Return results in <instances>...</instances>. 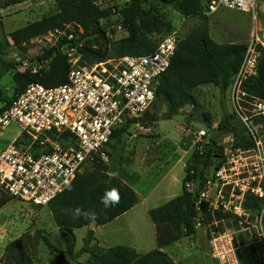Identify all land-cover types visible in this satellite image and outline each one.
<instances>
[{"label":"built area","instance_id":"obj_1","mask_svg":"<svg viewBox=\"0 0 264 264\" xmlns=\"http://www.w3.org/2000/svg\"><path fill=\"white\" fill-rule=\"evenodd\" d=\"M264 0H211L203 13L220 10L254 15ZM56 30L30 42L43 49L56 48L73 35ZM121 32L122 24L117 27ZM183 40L174 28L151 55L110 58L82 67L81 55L63 46L70 72L64 85L46 88L31 84L8 109L0 113V129L17 125L21 136L0 153V195L35 207L48 206L86 166L109 162L108 145L114 132L134 124L152 107L159 79L167 72ZM264 29L255 26L241 67L228 91L231 109L242 124L250 146H237L228 138L219 144L223 155L205 171L199 183H187L196 191L195 228L206 232L213 264H241L240 235L251 236L264 246V99L245 91L258 75ZM79 59H74L76 57ZM44 62L22 61L17 72L40 73ZM202 144L206 133L198 130ZM194 145L191 149L197 148ZM253 200L262 203L256 213Z\"/></svg>","mask_w":264,"mask_h":264},{"label":"trees","instance_id":"obj_2","mask_svg":"<svg viewBox=\"0 0 264 264\" xmlns=\"http://www.w3.org/2000/svg\"><path fill=\"white\" fill-rule=\"evenodd\" d=\"M57 6V12L30 23L9 35V38L0 37V61L6 51L12 48L25 50V45L31 40L44 36L56 30H65L72 26L77 32L68 30L73 39L66 38L58 47L43 49L42 53L31 61H49L48 68L37 74L28 72H17L14 63L6 64V71L15 70L13 77L16 85V93L13 98L2 99L0 97V113L8 109L12 101L23 93L31 84H41L46 88H54L68 82L70 64L68 57L61 51L63 46L73 47L82 57V67H91L96 63L106 61L110 58H121L125 56H146L155 52L158 43L172 32L174 27L160 16L143 11L141 1L131 0L130 5L121 10L124 18V27L128 36L117 42H111L107 31L102 28L101 21L114 15L113 8H101L98 0H53ZM211 0H181L179 10L184 17L190 18L203 15ZM20 3L18 0L7 2L6 6ZM159 35L157 40L150 36ZM247 44L227 43L220 44L212 39L206 25L193 28L179 44L171 65L167 72L159 79L156 88L154 104H160L166 108L165 115L184 114L185 118L190 113L183 112V107L190 104L196 108L199 103L195 91L206 85H214L220 91L221 100L224 102L233 78L239 71L243 62ZM245 91L249 94L264 99V49L258 64V75L245 84ZM237 120L241 132L234 138L237 146H250V141L242 124L235 113H225L218 128L213 129L208 123L211 118L206 116L203 123L210 128L211 134L216 133L211 140L205 144H198L189 160L185 177L182 184V194L160 208L151 210L149 216L156 226L159 249L146 254H138L134 249L126 246H116L108 249L93 245L95 240L94 231L89 226L97 220L98 226L107 225L135 207L138 197L134 190L117 177L110 178L108 164L96 161L92 165L93 170L79 173L72 182V190L65 189L47 206L52 213L55 225L59 229L61 241L65 247L63 250L55 248L45 238L47 246L54 252L59 253L61 260L69 257L74 264L75 260L83 253L90 255L85 264H175L174 261L160 248L172 245L183 237H193L197 234L194 219L196 217L195 196L196 191L189 192L187 183H199L205 176V171L212 165H217L223 155V147L217 138L236 131L233 120ZM163 120L153 118L144 123L146 127L154 122ZM188 124L190 128L196 129ZM130 123L117 129L112 140H120L130 128ZM198 131V129H197ZM206 138V137H205ZM116 188L120 193L119 204L105 208L101 203V197L106 190ZM13 199L6 194L0 195V209ZM253 208L256 213L261 209L262 203L253 200ZM80 207L86 212H94V220L83 217L74 219L70 209ZM88 228L84 245L79 252H75L76 236L75 230ZM244 235H240L242 239ZM255 243V242H254ZM257 246L261 244L255 243ZM246 246H243V248ZM241 250L239 244V251ZM240 260V257H239ZM2 264H34L30 252L22 240L9 243L1 260ZM240 263L243 264L240 260Z\"/></svg>","mask_w":264,"mask_h":264},{"label":"rangeland","instance_id":"obj_3","mask_svg":"<svg viewBox=\"0 0 264 264\" xmlns=\"http://www.w3.org/2000/svg\"><path fill=\"white\" fill-rule=\"evenodd\" d=\"M9 1L11 0H0V37L9 38L12 32L57 12V6L53 0H18L20 3L6 6ZM130 2L131 0H98V5L101 8H113L114 10L113 16L101 21V26L107 31L111 42H117L128 36V32L124 27V18L120 11L129 6ZM180 2L181 0H142L141 5L146 14L148 12L160 16L170 22L174 28H180L183 38L193 28L206 25L212 39L217 43L247 44L252 38L256 25L259 29H264V8L262 5H259L256 10L257 19L255 21L253 13L247 14L233 10H220L211 16L197 15L186 18L179 10ZM120 24L123 26L121 32L117 30ZM71 30L77 32L75 28ZM150 37L157 40L159 35L153 34ZM24 47L25 50L14 47L6 51L2 57L3 61H0V97L2 99L13 98L16 93V85L13 80L15 70L11 69L7 72L6 64L14 63L18 65L25 60L31 61L43 51V47L37 43L28 42ZM81 62L82 57H80L78 63L82 65ZM48 64L49 61L44 62L43 70L48 68ZM195 94L199 105L196 108L193 107L190 112L191 116L184 118L182 122L167 117L164 106L153 104L142 118L130 125V128L120 140H112L108 145L109 162L107 164H110L115 158L122 166H125L131 173L129 179L134 180L135 189L139 193L147 192V186L152 185V181H154V179L147 176V163H154L156 158L151 160L147 158V154H174L168 163L171 172L162 183V186L169 188L168 194L180 195L185 177V166H187L194 151L191 147L202 144L197 129L189 127V120L203 123L206 116H209L211 122L208 124L216 129L225 113L234 114L229 103L228 94L223 102L219 89L214 85L201 86L195 91ZM157 117L163 120L154 122L153 125L148 127L144 125L147 120ZM233 123L237 130L219 136L217 142L228 138L234 139L241 132L238 121L235 119ZM20 136L21 130L17 125L13 124L5 130L0 129V153ZM214 136H216L215 132L208 135L206 133V142ZM161 167L155 166L152 170L156 171V168ZM92 170V166H86L81 173ZM130 218L128 219V225L145 226L142 221L138 222L136 219L132 223ZM116 226L117 224L114 225V227ZM87 232L88 228L87 230L83 228L75 231L76 251L82 249L84 245L83 237ZM203 232V230H198L196 244L188 248L193 254L189 258L191 263L205 264L209 262L208 258L202 253L205 251L200 242ZM134 235L135 238L138 237L137 233H134ZM122 237L128 238V235L124 234ZM45 238L55 248L65 249L60 238L59 229L55 225L52 213L47 206L35 207L19 200H12L0 209V264H2L1 260L6 246L15 240L24 242L34 264H62L64 259L61 260L59 253L54 252L47 246ZM120 239H116V241L123 240ZM188 242L186 239L183 246L189 247ZM254 242L255 239L251 236L240 238L241 250L239 251V257L243 264H264V246L259 245L256 247ZM110 245L112 246V244ZM243 246L246 247L243 248ZM67 258L66 264L71 261L69 257Z\"/></svg>","mask_w":264,"mask_h":264},{"label":"crops","instance_id":"obj_4","mask_svg":"<svg viewBox=\"0 0 264 264\" xmlns=\"http://www.w3.org/2000/svg\"><path fill=\"white\" fill-rule=\"evenodd\" d=\"M173 156L174 154H147V158H150L151 160H154L156 158V161L154 163H147V176L154 179V181H152V185L147 186V192L143 193H139L135 189L134 180L132 181L129 179L131 173L129 172V170H127V168H125V166H122L119 161L114 158L111 163L108 164V173H115L114 177L121 179L124 183L129 185L136 193L138 197V202L133 209L120 216L113 222L104 226H99L94 234L95 240L93 241V245H98L99 247L104 249L116 246H126L134 249L138 254H146L156 249H159L156 226L152 222L149 216V212L151 210L160 208L170 200L182 194H168L169 188L162 186V183L167 179L168 175L171 172L168 163L169 159ZM155 166L162 167L156 168V171H153L152 168ZM129 218L132 219V223L136 219L138 222L142 221L145 226H134V224L128 225ZM116 224L117 226L114 227V225ZM85 229L87 230V228ZM103 229L108 230L104 231ZM134 233H137L138 237L135 238ZM124 234H126V236L128 235V238H123L122 235ZM86 236L87 234L83 237V242ZM120 238H122L123 240L116 241V239ZM186 239L189 241V247L183 246V243L184 241H186ZM196 239L197 234L193 237H183L176 243L160 248V250L167 254L174 261L175 264H197L195 262L191 263L189 261V258L192 257L193 254L190 252V249H188L196 244ZM200 242L202 248L205 250L202 253L209 260V262L205 264H213L210 258V252L205 231L202 234V239H200ZM110 244H112V246ZM75 252H79L76 251V247ZM89 258V254L83 253L82 255H80L79 258L75 260L74 264H85L89 261Z\"/></svg>","mask_w":264,"mask_h":264},{"label":"clouds","instance_id":"obj_5","mask_svg":"<svg viewBox=\"0 0 264 264\" xmlns=\"http://www.w3.org/2000/svg\"><path fill=\"white\" fill-rule=\"evenodd\" d=\"M107 175L110 178H113L115 176V173H108ZM65 186H66L67 190H69V191L72 190V186H71L70 181H65ZM120 199H121V197H120L119 190L113 187L110 190H106L104 195L101 197V203L107 209L109 207H112V206L119 204ZM68 211L71 213V215L74 219H78V218L83 217V218L88 219V220H94L96 217V214L94 212H86V211L82 210L80 207H76L75 209H70Z\"/></svg>","mask_w":264,"mask_h":264},{"label":"water","instance_id":"obj_6","mask_svg":"<svg viewBox=\"0 0 264 264\" xmlns=\"http://www.w3.org/2000/svg\"><path fill=\"white\" fill-rule=\"evenodd\" d=\"M193 109V106H191L190 104H186L183 107V112L185 113H190ZM185 118L184 114H179V115H174L172 117V120L177 121V122H182ZM190 125L193 126L194 128L204 131L205 133H209L210 132V128H208L204 123L201 122H197V121H191ZM98 226L97 220H94L92 222V224L89 226V230L94 231L96 229V227ZM68 258L64 259L62 264H66Z\"/></svg>","mask_w":264,"mask_h":264}]
</instances>
